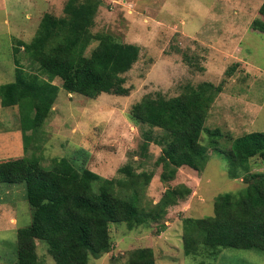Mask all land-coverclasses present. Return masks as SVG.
<instances>
[{
    "label": "rangeland",
    "instance_id": "1",
    "mask_svg": "<svg viewBox=\"0 0 264 264\" xmlns=\"http://www.w3.org/2000/svg\"><path fill=\"white\" fill-rule=\"evenodd\" d=\"M67 0H0V84L14 78L13 39L30 41L45 12L64 15ZM262 0H101L90 31L94 36L111 34L121 42L139 46V57L124 73L127 95L101 93L94 98L67 93L61 86L52 111L37 129L26 131L23 143L18 108L0 105V158L26 156L47 165L51 158H77L80 165L106 178L126 179L119 171L128 165L134 173L146 172L150 182L137 188L139 206L155 204L166 188L190 189L167 207L153 222L128 229L125 223H110L109 251L89 255L88 264H123L129 253L150 247L155 264H264V252L254 248L223 247L215 257L185 255L182 219L209 216L221 193H236L246 185L243 175L229 177L221 150L232 139L252 131H264V34L253 30ZM97 41L93 40L89 49ZM184 53V57L182 55ZM21 62L28 68L23 56ZM201 81L221 83L211 102L200 143L207 156L199 170L182 167L174 178L161 181L155 166L159 147L150 144L141 155V126L130 116L131 105L144 94L159 92L176 96L185 84ZM214 139V140H213ZM12 141V147L10 145ZM75 161V163H77ZM248 173L263 172L264 160L249 159ZM126 183V182H125ZM118 189V187H117ZM133 189V188H132ZM122 194H131L119 186ZM134 196V195H133ZM9 216H13L11 221ZM11 223H10V222ZM31 221L23 183L0 184V264H14L17 229ZM165 228L160 231L162 224ZM41 264H55L46 244L36 239Z\"/></svg>",
    "mask_w": 264,
    "mask_h": 264
},
{
    "label": "trees",
    "instance_id": "2",
    "mask_svg": "<svg viewBox=\"0 0 264 264\" xmlns=\"http://www.w3.org/2000/svg\"><path fill=\"white\" fill-rule=\"evenodd\" d=\"M100 2L67 0L64 15H42L30 41L13 39L14 78L0 84V105L18 108L24 144L26 131L39 128L52 111L60 88L53 82L55 78L67 93L88 98L101 93L128 94L123 74L137 61L139 46L108 33H91ZM258 13L251 28L264 34V0ZM93 40L97 42L89 49ZM23 56L28 68L21 62ZM221 90V83L201 81L185 84L176 96L144 94L131 105L130 116L145 126L141 155L147 154L150 144L159 147L155 166L161 167V181L174 178L182 167L200 169L207 156V145L200 143L201 131L208 108ZM211 143L227 160L229 177L243 175L246 185L236 193L217 195L211 215L182 219L183 253L209 258L223 247L264 252V171H247L250 157L264 160V131L233 138L228 150ZM75 161L77 158L54 157L43 165L38 158L26 156L0 159V184L23 183L31 210L30 223L16 232L14 264H41L36 239L46 244L55 264H88L90 254L100 256L109 251L110 223H125L128 229L149 220L154 223L166 214L168 206L190 193L188 188H166L151 207H140L136 189L150 182L149 173L136 174L126 164L119 171L128 178H106ZM119 186L131 189L134 196L122 194ZM164 228L163 223L159 230ZM123 264H155L153 251L136 248ZM194 264L214 263L202 259Z\"/></svg>",
    "mask_w": 264,
    "mask_h": 264
},
{
    "label": "crops",
    "instance_id": "3",
    "mask_svg": "<svg viewBox=\"0 0 264 264\" xmlns=\"http://www.w3.org/2000/svg\"><path fill=\"white\" fill-rule=\"evenodd\" d=\"M7 146H10L9 148H11L12 147V141L10 142V145H8V144H6V146L5 147H7ZM11 156H8V157H3V158H0V159H5V158H10ZM11 219H13V216H9V220L11 221ZM9 221V222H10ZM11 223V222H10Z\"/></svg>",
    "mask_w": 264,
    "mask_h": 264
}]
</instances>
